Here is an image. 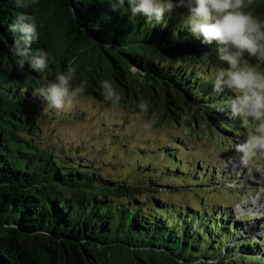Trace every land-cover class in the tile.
<instances>
[{"label":"trees","instance_id":"16d2710c","mask_svg":"<svg viewBox=\"0 0 264 264\" xmlns=\"http://www.w3.org/2000/svg\"><path fill=\"white\" fill-rule=\"evenodd\" d=\"M184 9L154 26L142 15L133 20L129 11H114L108 0H36L27 9L0 0V264H161L143 258L155 251L185 264H264V227L250 225L255 217L235 220L226 201L200 203L199 193L219 192L237 178L186 158L188 138L164 136L158 151L166 165L137 164L130 176L120 172V156L105 159L106 148H97L107 137L129 152L134 142L122 136L124 117L101 120L99 139L54 127L81 125L90 115L83 113L88 95L99 96L108 81L124 103L141 99L172 115L185 107L227 142L243 135L245 125L217 110L231 96L213 93L214 75L226 66L217 45L202 44L183 27ZM244 10L264 23V0ZM21 12L36 18L40 38L31 53L49 54L43 72L27 62L19 68L11 50L9 26ZM252 60L264 67V57ZM69 66L82 101L64 112L48 109L33 91ZM181 192L194 193L197 202L165 197ZM121 247L138 259L124 258Z\"/></svg>","mask_w":264,"mask_h":264},{"label":"clouds","instance_id":"9594fccd","mask_svg":"<svg viewBox=\"0 0 264 264\" xmlns=\"http://www.w3.org/2000/svg\"><path fill=\"white\" fill-rule=\"evenodd\" d=\"M36 0H14L17 8L27 9ZM113 10L130 12V19L138 15L154 26L165 23V15L177 7H186L188 15L183 27L202 44L217 45V58L226 67L220 68L212 80L213 93L227 90L231 96L218 111L227 109L230 118L238 119L242 125L253 123L252 131L234 144L235 152L247 165L254 157H264V72L256 71L245 59L264 57V23L244 9L251 0H108ZM14 34L12 51L19 57L18 67L27 62L31 68L43 72L49 65V54L45 51L31 53V45L39 40L36 18L21 12L9 26ZM75 69L71 66L65 72L57 73L54 80L33 91L42 98L48 109L64 112L74 106L81 93L80 87H73ZM105 100L119 101V96L108 81L102 83ZM139 107L145 108L142 102Z\"/></svg>","mask_w":264,"mask_h":264},{"label":"rangeland","instance_id":"374dc122","mask_svg":"<svg viewBox=\"0 0 264 264\" xmlns=\"http://www.w3.org/2000/svg\"><path fill=\"white\" fill-rule=\"evenodd\" d=\"M184 11L187 16L188 10L186 7ZM245 59L256 71L264 72L261 62H253L252 57H248L247 55H245ZM109 83L119 96L118 102L105 100L104 91H98L99 96L91 94L88 96L92 99L85 100L83 113H90V115L83 120L81 125L75 122H64L55 124L54 127L60 125L61 129L66 130L69 128L72 133L76 131L82 133L84 138L89 136L90 138L99 139L101 120L106 119L110 123L113 118H117V121H119L120 118L124 117L125 123L122 129V136L125 140H132L134 142L130 143V153H123L118 144L107 137L102 138L97 143V148H106L108 153L105 159L120 156L122 162L125 163V168L121 169L120 172H131L130 176L135 173V171H131V167L137 164L139 166L144 165L143 168L148 167L150 164L161 167L165 166L166 164L160 156L158 148L165 143L164 136L176 135L189 139L188 142L186 141V144L189 146L186 158H189L192 162L199 161L202 166L209 167L210 169L213 167V170L218 174H222V172H229L230 174H235L237 171L243 172V170H238L243 169V163L240 160V154L234 150V144L237 143L236 140L242 141L252 131V122H249L245 126L246 131L243 135L234 138L233 141L227 142L220 137L221 133L205 117L201 115L197 116L196 121H194L193 111L191 112L190 109L184 107L182 110L176 111L177 115H172L167 110L161 108V106L152 109L146 108L148 107L147 103L141 99H139L137 105L128 104V101L124 103V95L121 94L120 88L111 82ZM78 101H82V99L76 100L74 108H77L76 105H79ZM142 102L146 105L143 109L139 107ZM124 106L126 109H119L125 108ZM172 110L174 111V109ZM136 146L143 148L142 153L137 151ZM97 154L102 155L100 153ZM245 174L250 175V179H253V181L255 180L253 185H246L242 182L241 184L227 185L231 188L225 186L226 188L219 192L199 193L201 196L200 203L202 204L204 201L208 202V204L229 202L231 203V211L235 219L246 221L248 220L247 216H254L258 222H253L250 225L256 226L257 224H262L264 222V157L257 156L249 161ZM237 175H239V172H237ZM243 185L254 187L255 189L243 195L237 194L236 190L238 189L232 188L233 186ZM165 197L182 203L197 202L195 201L196 195L191 192L168 194Z\"/></svg>","mask_w":264,"mask_h":264},{"label":"water","instance_id":"95a60500","mask_svg":"<svg viewBox=\"0 0 264 264\" xmlns=\"http://www.w3.org/2000/svg\"><path fill=\"white\" fill-rule=\"evenodd\" d=\"M72 10L74 11L73 7L71 6ZM132 70L136 71V68L135 67H132ZM14 230V229H13ZM39 238H41V241H46L47 240H51L50 238H45V237H42V236H38ZM33 239V238H32ZM101 251H103L101 248H99ZM119 249V252L124 256V258H133L134 260H137L138 257L135 252V250L131 249V248H126V247H121L120 248H117ZM148 256V254H146ZM149 257H152L154 258L155 261L157 262H160L161 264H185L183 261H175L173 259H171L167 254H164L163 252L161 251H155L153 254H150V256L148 257H143V258H147V259H150Z\"/></svg>","mask_w":264,"mask_h":264},{"label":"bare ground","instance_id":"6f19581e","mask_svg":"<svg viewBox=\"0 0 264 264\" xmlns=\"http://www.w3.org/2000/svg\"><path fill=\"white\" fill-rule=\"evenodd\" d=\"M247 166V165H246ZM255 179V178H254ZM255 181V180H254ZM254 181H253V183H254ZM253 183H251V185L253 184Z\"/></svg>","mask_w":264,"mask_h":264}]
</instances>
